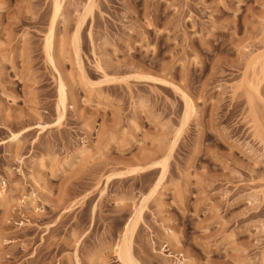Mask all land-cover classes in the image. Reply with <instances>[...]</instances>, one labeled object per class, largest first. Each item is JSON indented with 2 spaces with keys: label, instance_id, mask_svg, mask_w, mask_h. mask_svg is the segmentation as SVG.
Instances as JSON below:
<instances>
[{
  "label": "rangeland",
  "instance_id": "rangeland-1",
  "mask_svg": "<svg viewBox=\"0 0 264 264\" xmlns=\"http://www.w3.org/2000/svg\"><path fill=\"white\" fill-rule=\"evenodd\" d=\"M60 1L0 0V264H126L140 204L138 264H264V0Z\"/></svg>",
  "mask_w": 264,
  "mask_h": 264
},
{
  "label": "bare ground",
  "instance_id": "bare-ground-1",
  "mask_svg": "<svg viewBox=\"0 0 264 264\" xmlns=\"http://www.w3.org/2000/svg\"><path fill=\"white\" fill-rule=\"evenodd\" d=\"M89 1L92 2L93 0H89ZM60 8H61V1L60 0H55V15L58 14ZM52 34H53V30L51 31V36H52ZM48 44H50V40H48ZM250 68H251V66H250ZM251 81H253V80H251ZM59 92H60V102H61V106L64 108L65 107V102H66V97H65V87H64V84L62 82L60 83V90H59ZM16 137H17V135H14L11 138V140L12 139H15ZM8 197L9 196L7 195V192H5L4 190L0 192V199L3 202H5L8 199ZM145 200L146 199H144L143 201H145ZM140 205L141 206L138 209V214H137L136 218L132 219L127 224V226L125 228V233H124L125 235H124L121 243H119L117 245V250H116V252L118 254L117 256H118V258H119L120 261H122V262H124L126 264H138L137 261L135 260V257L133 256V253H132V235H133V233H134V231L136 229V226H137V223H138V219L141 217V214H142V211H143V204H140Z\"/></svg>",
  "mask_w": 264,
  "mask_h": 264
}]
</instances>
